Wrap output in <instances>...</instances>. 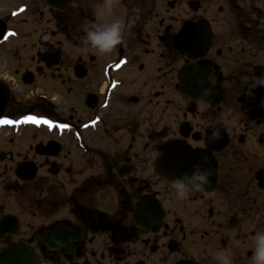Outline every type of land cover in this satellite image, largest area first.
I'll return each mask as SVG.
<instances>
[{
    "label": "flooded vegetation",
    "instance_id": "af4514ba",
    "mask_svg": "<svg viewBox=\"0 0 264 264\" xmlns=\"http://www.w3.org/2000/svg\"><path fill=\"white\" fill-rule=\"evenodd\" d=\"M103 3L0 0V120L14 121L0 123V255L252 264L264 86L247 93L264 75V0H114L110 14ZM112 19L121 43L83 51V27ZM197 166L211 173L205 191L176 199L172 180Z\"/></svg>",
    "mask_w": 264,
    "mask_h": 264
},
{
    "label": "clouds",
    "instance_id": "9594fccd",
    "mask_svg": "<svg viewBox=\"0 0 264 264\" xmlns=\"http://www.w3.org/2000/svg\"><path fill=\"white\" fill-rule=\"evenodd\" d=\"M114 0H104L103 13L110 14ZM125 23L120 19H112L108 22H99L83 27V37L81 39L82 50L92 51L98 54H107L121 43ZM258 86H264V75L254 80L248 88L249 95H254L252 89ZM208 94L207 90L206 93ZM217 125L226 127L228 121L225 118L218 117L215 121ZM219 127L213 129V137L219 136ZM211 175L207 169L201 170L198 166L191 174H184L172 180L170 188L178 200H186L197 192L205 191V186L210 183L208 177ZM220 264H231L230 257L224 252L215 254ZM252 264H264V231H259L254 236V248L252 255Z\"/></svg>",
    "mask_w": 264,
    "mask_h": 264
},
{
    "label": "water",
    "instance_id": "95a60500",
    "mask_svg": "<svg viewBox=\"0 0 264 264\" xmlns=\"http://www.w3.org/2000/svg\"><path fill=\"white\" fill-rule=\"evenodd\" d=\"M7 106V97L6 94L4 92L0 93V116L4 113L5 109ZM162 164H160V167L163 168V170L167 171V166H166V161H161ZM18 252V251H16ZM12 253L10 252V250H6L4 251L1 255H0V262H5V264H9V257Z\"/></svg>",
    "mask_w": 264,
    "mask_h": 264
},
{
    "label": "snow or ice",
    "instance_id": "6c2138e0",
    "mask_svg": "<svg viewBox=\"0 0 264 264\" xmlns=\"http://www.w3.org/2000/svg\"><path fill=\"white\" fill-rule=\"evenodd\" d=\"M24 120H30V121H34L36 123H40L41 121H43L44 123L46 124H49L51 125L52 124V121L51 120H48L46 118H43V117H36V116H25L23 117ZM0 123H14V121H11L7 118H5L4 120H0ZM62 127H66L65 125H62Z\"/></svg>",
    "mask_w": 264,
    "mask_h": 264
},
{
    "label": "rangeland",
    "instance_id": "374dc122",
    "mask_svg": "<svg viewBox=\"0 0 264 264\" xmlns=\"http://www.w3.org/2000/svg\"><path fill=\"white\" fill-rule=\"evenodd\" d=\"M45 83H46V82H44V84H45ZM41 87H42V88H46V87H48V85L45 84V85H42ZM31 88H33V87H31ZM49 88H50V87H49Z\"/></svg>",
    "mask_w": 264,
    "mask_h": 264
}]
</instances>
